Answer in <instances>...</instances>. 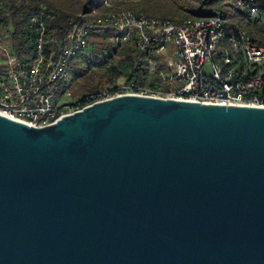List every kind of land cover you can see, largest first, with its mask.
I'll return each instance as SVG.
<instances>
[{
	"label": "water",
	"instance_id": "obj_1",
	"mask_svg": "<svg viewBox=\"0 0 264 264\" xmlns=\"http://www.w3.org/2000/svg\"><path fill=\"white\" fill-rule=\"evenodd\" d=\"M0 264H264V107L0 114Z\"/></svg>",
	"mask_w": 264,
	"mask_h": 264
},
{
	"label": "built area",
	"instance_id": "obj_2",
	"mask_svg": "<svg viewBox=\"0 0 264 264\" xmlns=\"http://www.w3.org/2000/svg\"><path fill=\"white\" fill-rule=\"evenodd\" d=\"M243 2L250 5L247 20L258 19L259 16H254L258 4ZM44 16L52 15L41 11L29 19V28L37 32L32 56L19 60L6 52V72L0 78V114L12 120L30 127H45L81 110L83 107L62 102L59 93L70 78L73 61L96 37L105 38L113 45H121V39H130V46L152 55L147 60L148 74L156 75L160 84L170 90L152 91L147 87L136 90L131 83L123 82L121 86L104 89L95 102L140 95L207 105L264 107V97L256 95L264 85V76L253 74V67L264 69V52L249 49L242 42L240 50H233L231 39L219 34L217 16L209 23H202L201 31H162V35L151 31L152 22L136 23L135 15H131L128 33H121L119 23H114L113 30H106V24L94 21L70 22L61 36L50 38L45 37ZM85 31H92L91 39H84ZM225 45L231 48V55H225L219 48ZM40 51H47L46 71H38ZM245 52H252V60H246L249 71H239L234 66L236 54L245 55ZM215 55L218 63L213 61ZM157 60H164V67H157Z\"/></svg>",
	"mask_w": 264,
	"mask_h": 264
},
{
	"label": "trees",
	"instance_id": "obj_3",
	"mask_svg": "<svg viewBox=\"0 0 264 264\" xmlns=\"http://www.w3.org/2000/svg\"><path fill=\"white\" fill-rule=\"evenodd\" d=\"M105 1L111 2V8L103 7ZM261 2L264 5V0H259V18L248 21V14L240 11L237 0H0V38L9 40V54L23 60L34 54L35 35L29 28V19L41 11L55 17L46 28L50 38L61 36L70 22L81 20L82 15L90 18L93 9H124L136 16L162 21L217 16L226 23L224 37H229L231 45L240 50L232 41L238 33L248 37L252 44L264 46V8ZM150 57L152 55L141 53L130 44L113 46L105 38H93L73 61L70 78L61 86L59 95L69 91L70 98L65 102L82 108L99 100L104 89L117 86L120 80L131 83L136 90H143V87L152 91L170 90L160 84L156 75L148 74L147 60ZM239 62V71H246L242 55L236 54V63ZM157 67H164V62L157 61ZM5 72V65L0 66V78ZM256 95L264 97V85Z\"/></svg>",
	"mask_w": 264,
	"mask_h": 264
},
{
	"label": "bare ground",
	"instance_id": "obj_4",
	"mask_svg": "<svg viewBox=\"0 0 264 264\" xmlns=\"http://www.w3.org/2000/svg\"><path fill=\"white\" fill-rule=\"evenodd\" d=\"M243 1H251L257 3L259 6V0H237V6L240 11L249 14L250 5H244ZM263 5V3L261 2ZM104 8H111V2L105 1L103 3ZM264 7V5H263ZM259 8H254V16H257L259 13ZM52 15V14H50ZM131 15L132 12H129L124 9H115L111 11H100L98 9H93L90 14V18H87L85 15H82V19L76 21L81 22V24H89L92 21L106 24V30H113L114 23L121 24V33H128V25H131ZM53 16V15H52ZM52 16H44V32L45 37H47L46 28L49 21H52ZM136 23L152 22L151 23V31H155V35H162V31H173V30H183V32H195L202 30V23H209L211 19H185L180 21H162L154 18H147L144 16H136ZM218 21V29L219 34L224 37L225 35V26L226 23L217 17ZM161 25V28H160ZM34 33L35 38L37 40V32L32 31ZM92 31L84 32V39H91ZM233 43L241 49V42L249 49H253L256 51L264 52V46H257L250 42L249 38L238 33V37L234 38ZM122 44H130V39H121ZM242 55V65L246 71H249V64L246 63V60H252V52H245V55ZM47 68V51H40V61L38 62V71H46ZM253 74L255 76H264V69L261 67H253ZM123 82L117 84V86H121ZM89 106V105H88Z\"/></svg>",
	"mask_w": 264,
	"mask_h": 264
},
{
	"label": "rangeland",
	"instance_id": "obj_5",
	"mask_svg": "<svg viewBox=\"0 0 264 264\" xmlns=\"http://www.w3.org/2000/svg\"><path fill=\"white\" fill-rule=\"evenodd\" d=\"M9 46H10V43H9V40H8L7 38H4V37L0 38V66H2V65L4 66V65H5L6 52L9 53V51H8V47H9ZM113 46H114V45H113ZM219 48H221V51H223V53H224L225 55H231V54H232V50H231V48L229 47V45L220 46ZM232 48H233V50H237V49H235L233 46H232ZM237 55H239V54H237ZM4 56H5V57H4ZM157 61H159V62H164V60H157ZM213 61H214L215 63H218V56H217V55L214 56ZM240 65H241V62L235 64L234 66H235V68H238ZM79 66L82 68V63H81ZM70 71H71V70H70ZM208 71H209V69L206 68V72H208ZM70 75H71V74H70ZM2 78H4V76H2ZM120 82H123V80H120V81L117 82L116 84H118V83H120ZM116 84H115V85H116ZM69 94H70L69 91H68V92H65V93H63V94H61V95H60V96H61V101L64 102V103H66L65 101H66L68 98H70V97H69ZM66 104H67V103H66Z\"/></svg>",
	"mask_w": 264,
	"mask_h": 264
}]
</instances>
